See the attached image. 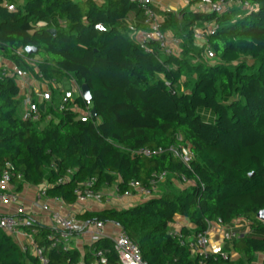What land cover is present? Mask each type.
<instances>
[{
  "label": "trees",
  "instance_id": "16d2710c",
  "mask_svg": "<svg viewBox=\"0 0 264 264\" xmlns=\"http://www.w3.org/2000/svg\"><path fill=\"white\" fill-rule=\"evenodd\" d=\"M241 2L250 7L176 13L141 0H0V57L45 84H86L96 110L82 121L74 109L86 104L77 96L37 121L23 120L16 78L0 75V175L7 168L17 191L42 187L47 198L69 205L89 179L93 192L109 186L118 195L136 181L149 190L148 200L85 210L75 219L119 226L146 264H256L259 255L264 264V219L257 217L264 211V0ZM147 11L162 34L179 41L178 53L152 37L146 48L137 42V33L153 32ZM208 26L196 49L195 31ZM207 45L210 61L202 54L207 59ZM26 47L35 52L18 53ZM180 146L192 154L188 165L169 150ZM163 173L188 186L154 194V176ZM177 215L194 226L183 235L218 218L244 219L247 232L231 242L237 258L193 254L170 230ZM34 228L35 243L54 264H94L98 252L116 264L110 237L87 245L80 257L77 248L51 246L49 227ZM0 264L38 261L0 229Z\"/></svg>",
  "mask_w": 264,
  "mask_h": 264
},
{
  "label": "built area",
  "instance_id": "2783aa9c",
  "mask_svg": "<svg viewBox=\"0 0 264 264\" xmlns=\"http://www.w3.org/2000/svg\"><path fill=\"white\" fill-rule=\"evenodd\" d=\"M148 2L147 0H141ZM198 3L200 12H218L228 9L232 5L240 4L243 8H249L248 3H242L241 0H195ZM8 10H13L14 6L7 5ZM148 20H153L151 28L153 30L151 36L145 32H139L136 34V40L141 47L146 48V44L149 37L154 38L160 42L161 47L169 52V44L167 37L157 29V19L154 13L147 11ZM101 29L100 27H98ZM212 29V26H208L205 30L199 28L195 31V38L202 40L205 34H208ZM25 50H19L18 53L22 54ZM207 59L214 58L213 52L207 45L205 48ZM0 75L15 77L20 90L23 89L24 73L18 72L17 69L8 61L0 57ZM54 90H58V102L54 101L53 89H50L49 84H46L44 90L32 91L28 89L21 93V118L28 121H37L41 118V115L48 107L63 109L69 105V102L74 100L77 96L83 98L81 90L76 87V91L73 92L66 88H62V84H50ZM86 109H77L78 117L84 121L88 116H91L90 100H85ZM174 156L178 157L183 163L189 164L192 159V154L188 147L180 146L177 148H169ZM143 153L148 154L147 151ZM165 179V174H159L154 176L153 184ZM95 178L87 180L85 183L80 184L76 189V201L71 204L72 210L76 211L75 214L68 213L62 214L60 211L51 208L49 198L45 196V193L40 190L37 194L35 202L31 208L37 209L39 214H46L50 217L52 232L47 234V240L50 241L51 246H61L63 250H68L72 247V240L76 237H83L87 240V245H91L100 237L107 236L113 240V248L117 254L116 264H146L143 260L138 246L131 240L125 230L115 224L112 225V230L107 235L105 234L106 224L102 221L94 220L86 222L80 228L75 226V215L84 210V206L90 199L98 200L105 204H110L113 197H130L135 194L142 196H149V190L143 188L138 182H131V188L125 191L122 195L117 194L116 188H113L111 192H104L109 187L101 189L98 192H93L91 186L94 184ZM181 183L187 184V181L182 178ZM0 205H16V211L13 214L0 213V229L10 235L15 242L25 250L29 248L31 254L36 257L38 264H54L50 261L47 254L44 252V248L37 246L33 239V233L35 232V224H37L32 217L31 209L26 208L18 200L17 193L15 191L7 190V186L11 183V174L7 168H5L0 175ZM155 189V187H153ZM54 201H61L59 198H54ZM248 222L239 218L231 223H225L222 219L218 218L215 221L207 222V227L204 231L196 234L183 235L180 231H173V235L179 237L180 242L188 246V248L195 255H205L208 253L207 247L210 242V234L212 232H218L224 245L229 244L230 250L223 249L218 250L223 257L232 256L231 242L240 235L241 231L247 232ZM242 228V229H241ZM26 241V242H25ZM232 251V252H230ZM107 260L102 252H98L97 259L94 264H106Z\"/></svg>",
  "mask_w": 264,
  "mask_h": 264
},
{
  "label": "crops",
  "instance_id": "0c3cea01",
  "mask_svg": "<svg viewBox=\"0 0 264 264\" xmlns=\"http://www.w3.org/2000/svg\"><path fill=\"white\" fill-rule=\"evenodd\" d=\"M81 1V0H76ZM150 2V4L158 11H173V12H179L180 10L186 9L191 11H198V3L195 0H147ZM236 6V5H234ZM24 85L23 89L21 90V93L30 90H44L46 88V84L39 82L35 80L31 75H25L24 76ZM1 185V184H0ZM187 184H184L183 187H179L180 189H183L187 187ZM7 190L15 191L18 196V200L21 204H23L26 208L31 209L32 217L34 218L35 222L38 224H41L43 226L50 227L51 220L50 217L46 214H39L37 209L33 206V203L35 202V199L37 197L38 192L41 190L42 187L32 186L25 184L23 188L20 191L16 190V187L14 184H10L6 187ZM113 188H106L104 192H111L112 193ZM157 194H160L159 192ZM151 196H142L135 194L130 197H113L111 199L110 204H105L103 200L98 201L94 199H90L88 203L85 204L84 210L88 211H98L107 207H112L116 209H124L132 207L138 203H142L146 200H148ZM49 203L52 209L60 211L62 214H68L73 213L75 214L76 211L72 210V205L66 204L65 202L61 201H54L53 199H49ZM16 211V205H0V213L2 214H13ZM83 211L79 212L82 213ZM86 222L84 221H78L75 220V226L76 228H80L83 226ZM194 226L190 224L185 218L181 216H175L173 222L170 224V230L171 231H180L181 229H190L192 230ZM112 230V225L108 224L105 227V234H109ZM26 242V241H25ZM87 240L83 237H76L72 240V247L77 248L80 252V257L83 256L86 246H87ZM227 247L230 249V246L227 245ZM226 247V248H227ZM225 248V245L222 242V239L220 237V234L218 232H212L210 234V242L208 244L207 250L209 253H215L220 249ZM232 252V251H230ZM235 255L232 253V256ZM236 256V255H235ZM78 264H83L82 262H79Z\"/></svg>",
  "mask_w": 264,
  "mask_h": 264
},
{
  "label": "rangeland",
  "instance_id": "374dc122",
  "mask_svg": "<svg viewBox=\"0 0 264 264\" xmlns=\"http://www.w3.org/2000/svg\"><path fill=\"white\" fill-rule=\"evenodd\" d=\"M167 42H168L169 46L171 47L172 51H173L174 53H178V51H179V49H180V43H179V41H178L176 38L172 37V35H168V36H167ZM201 43H202L201 40H199V41H195V43H194L195 48H196V49H199V48L201 47ZM202 54H203V59H204V60H206V61L213 60V58H212V59H205V54H204V52H203ZM206 58H207V57H206ZM25 75H27V74H24V75H23V79H24V76H25ZM27 76H28V75H27ZM49 87H50V89H53L51 85H49ZM62 88H66V89L71 90V91H73V92L76 91V88H75L73 82L70 81V80H66L65 82H63V83H62ZM53 93H54V101H55V102H58V90H54ZM171 184H172V185L174 184V185H176V186H178V187H183V185H184L185 183L176 182L175 180H173V179H171V178H169V177H165V179L162 180V181H160V182L157 184V186L155 187V189H154L155 193H154V194H157L158 192H159V193H162V191H164V189H169V188L171 189V188H172V187H171ZM163 188H164V189H163ZM149 196H150V195H149ZM241 229H242V228H241ZM232 258H233V259H236L237 256L233 255ZM261 260H262V256L259 255V256L256 258L255 263H256V264H259V263L261 262Z\"/></svg>",
  "mask_w": 264,
  "mask_h": 264
},
{
  "label": "water",
  "instance_id": "95a60500",
  "mask_svg": "<svg viewBox=\"0 0 264 264\" xmlns=\"http://www.w3.org/2000/svg\"><path fill=\"white\" fill-rule=\"evenodd\" d=\"M48 32L51 33V34L55 33V31L53 29H49ZM25 52L28 53V54H32V53L35 52V49L33 47H26L25 48ZM80 90H81V93H82V96H83L84 100H90L91 99L90 90H89V87L86 84H83L80 87ZM90 112H91V116L92 117H96L95 108L92 107ZM257 217L259 219L263 220L264 219V211L259 212Z\"/></svg>",
  "mask_w": 264,
  "mask_h": 264
}]
</instances>
